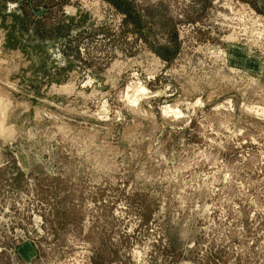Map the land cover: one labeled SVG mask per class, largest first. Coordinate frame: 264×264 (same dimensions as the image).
<instances>
[{
	"label": "rangeland",
	"instance_id": "1",
	"mask_svg": "<svg viewBox=\"0 0 264 264\" xmlns=\"http://www.w3.org/2000/svg\"><path fill=\"white\" fill-rule=\"evenodd\" d=\"M0 264H264V0H0Z\"/></svg>",
	"mask_w": 264,
	"mask_h": 264
}]
</instances>
